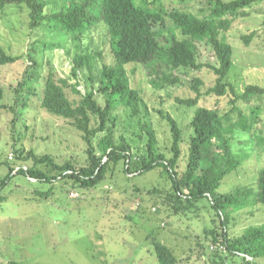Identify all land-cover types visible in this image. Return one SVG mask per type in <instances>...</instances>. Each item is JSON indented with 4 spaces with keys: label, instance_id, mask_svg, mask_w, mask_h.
Masks as SVG:
<instances>
[{
    "label": "trees",
    "instance_id": "16d2710c",
    "mask_svg": "<svg viewBox=\"0 0 264 264\" xmlns=\"http://www.w3.org/2000/svg\"><path fill=\"white\" fill-rule=\"evenodd\" d=\"M262 1L165 0L164 4H159L156 0H0V13L7 7H19L28 14L30 28L57 34L62 37L61 41L67 39L74 47L72 77L79 81V76L85 74L91 83V88L82 94L77 88L80 81L71 84L69 79L57 77L52 69L42 76L43 65L37 58L39 54L65 47L62 43L40 39L32 45L27 54L31 64L17 83L14 90L17 99L10 111L17 120L30 98L38 96L40 107L46 113L67 120L81 133L87 145V160L80 166L73 161L58 163L48 154L37 155L34 151L15 149L16 160L33 165L27 169L22 166L14 174L13 165L8 163L9 171L0 179V205L8 200L3 191L18 175L42 184L64 180L73 189L91 190L104 182L109 172H114L119 165L128 175L142 176L161 170L171 181L169 191L157 188L152 191L162 198V206L173 209V214L178 215L195 208L202 200L210 201L221 220L222 245L226 251L240 258L241 264H260L259 260L264 258V225L247 229L234 241L229 238L227 229L232 213L249 206H264V169L258 173L255 188H235L227 193H221L219 189L244 161L243 156L232 151L230 142L233 137L228 136L237 129L251 132L264 112V103L259 102L264 98V86L247 85L244 93L239 95L228 79L234 55L226 35L235 19L248 17L244 11ZM168 20L184 38L178 39L175 34L172 39L166 36V33H171ZM100 25L106 29L105 35L111 46L110 63L104 62L101 52H91L84 45L88 34ZM252 36L243 38L246 44ZM198 44L214 51L217 65L199 63ZM67 49L71 55L72 50ZM19 59L0 45V66L13 64ZM98 60L103 61L100 68ZM137 66L146 72L150 85L157 90L179 85V72L183 69L202 70L207 67L216 77L215 85L203 94L201 88L205 83L196 78L192 85L196 97L180 100V103L195 107L203 95H231L232 109L221 115L217 110L199 108L191 122L193 133L186 154L181 147L182 131L178 123L160 111L171 129V157H168L159 150L156 131L146 121L149 110L141 91L131 85L129 72L135 74ZM38 83L42 85L41 91ZM68 89L79 95L80 100L72 101ZM98 94L104 98V104H100ZM3 97L4 90L0 88V100ZM241 100L259 103L243 112L236 107ZM121 109L126 114L123 120L117 113ZM234 115L236 121H233ZM120 123L124 134L117 136L116 129ZM138 127L139 131L133 133L134 138L127 137L125 131ZM142 140H145L144 153L133 154L131 143ZM51 192L40 193V196L48 197ZM209 234L213 235V243H219L214 232ZM149 236L153 237L151 233ZM152 245L158 264L179 263L167 245L156 239ZM220 259L223 262L216 261L215 264H226L224 257Z\"/></svg>",
    "mask_w": 264,
    "mask_h": 264
},
{
    "label": "rangeland",
    "instance_id": "374dc122",
    "mask_svg": "<svg viewBox=\"0 0 264 264\" xmlns=\"http://www.w3.org/2000/svg\"><path fill=\"white\" fill-rule=\"evenodd\" d=\"M156 1L164 4L165 0ZM244 13L249 16L235 19L226 35L234 55L228 79L239 95L244 93L247 85L264 86V1L254 4ZM29 25L28 14L19 7H7L0 13V45L9 54L20 57L13 64L0 66V88L4 90V97L0 100V179L8 173V163L13 165L14 174L22 166L27 169L33 165L16 160L14 150L19 148L25 152L34 151L37 155L48 154L58 163L73 161L80 166L87 160V145L81 133L67 120L46 113L40 107L38 96L30 98L17 120L10 111L16 103L14 90L17 83L31 64L27 54L39 39L62 43L65 47L39 54L37 58L43 65L42 76L52 69L57 77L69 79L71 84L80 81L77 88L82 94L91 88L87 75L81 74L79 81L72 77L74 47L71 43L67 39L61 41L62 37L57 34H48ZM168 25L171 32L166 33L168 38L172 39L173 34L178 39L184 38L169 20ZM105 34L103 25L94 28L84 40V45L91 52H101L104 62L110 63L111 46ZM251 35L252 39L246 44L243 38ZM67 48L72 50L71 55ZM198 61L203 65H217L214 51L204 44H198ZM102 62L98 60L99 68ZM179 73V85L157 90L150 85V79L141 67H136L135 74L129 72L131 85L141 91L149 110L146 121L156 131L159 150L168 157H171V129L160 111L178 123L182 131L181 147L186 154L193 133L191 122L199 108L217 110L221 115L232 109L231 95H203L195 107L181 104L180 100L196 97L192 89L196 78L204 81L201 88L204 94L215 85L216 77L207 67L202 70L183 69ZM67 93L72 101L80 100V96L71 89ZM97 98L100 104H104L102 95L98 94ZM261 101L264 103V98ZM259 102L241 100L236 107L247 112ZM117 113L121 120L126 116L123 109ZM260 118L251 132L237 129L228 136L233 137L230 142L232 151L243 156L244 161L224 180L219 189L221 193L235 188L256 187L258 173L264 169V112ZM236 120L234 115L233 121ZM135 131H139V127L125 133L127 137L134 138ZM121 133L124 134V128L120 123L116 135ZM144 141L131 143L133 154L144 153ZM184 167L185 161L182 162ZM170 187L171 181L161 170L142 176L128 175L121 165L91 190L73 189L64 180L42 184L18 175L3 191L8 200L0 205V264H158L152 253L153 239L167 245L178 258V264H215L216 261L221 263V257L226 264H241V259L231 256L222 245L223 227L210 201L202 200L185 213L173 214V209L162 206L161 197L152 194L155 188L169 191ZM50 191L48 197L40 196V193ZM262 225L264 206H249L231 214L227 233L234 241L247 229ZM209 232H214L219 243H213V235ZM259 263L264 264V258Z\"/></svg>",
    "mask_w": 264,
    "mask_h": 264
}]
</instances>
